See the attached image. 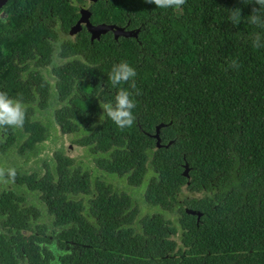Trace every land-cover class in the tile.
<instances>
[{
  "label": "trees",
  "instance_id": "obj_1",
  "mask_svg": "<svg viewBox=\"0 0 264 264\" xmlns=\"http://www.w3.org/2000/svg\"><path fill=\"white\" fill-rule=\"evenodd\" d=\"M87 1L11 0L0 18V92L22 104L21 127L39 130L45 124L36 114L48 109L60 126L80 129L90 162L131 188L145 187L136 197L89 173L64 179L70 194L98 192L89 204L102 227L96 242L87 241L95 234L90 218L69 215L80 218L87 237L78 264H264V7L255 0H184L169 9L100 0L89 7L92 24L140 32L92 42L86 29L69 35ZM54 57L66 62L50 68ZM120 62L136 76L113 87L108 74ZM120 88L136 105L123 129L100 107ZM18 135L0 127V150L18 147ZM184 186L202 197L180 200ZM5 195L0 212L20 217L18 205L4 206ZM186 209L201 212L200 220Z\"/></svg>",
  "mask_w": 264,
  "mask_h": 264
},
{
  "label": "flooded vegetation",
  "instance_id": "obj_2",
  "mask_svg": "<svg viewBox=\"0 0 264 264\" xmlns=\"http://www.w3.org/2000/svg\"><path fill=\"white\" fill-rule=\"evenodd\" d=\"M83 4L79 14L85 8L86 3ZM64 62L66 60L54 57L50 68L57 69ZM30 64V68L35 69V60ZM37 69L45 70L42 67ZM36 115L44 126L39 130L31 127L28 131L15 128L16 132L23 134L15 140L14 145L18 147L9 145L8 149L0 150V197L6 194L8 200L4 206L9 203L18 205L21 214L18 218H8L0 212V264H78L85 247L80 242H85L87 237L80 233V218L71 216L79 213L90 218L95 234L89 235L87 241L96 242L102 227L90 212L89 204L97 198L98 192L92 190L91 197L80 196L78 192L70 194L63 188L64 179L89 173L96 181L103 180L120 192L134 193L136 197L139 192H132L135 188L128 185L126 178H111L96 163L90 162L88 147L79 143V128L70 130L60 126L53 121L48 109ZM41 135L44 138L39 139ZM8 169L15 171L10 180L7 178ZM96 181L94 186L99 185ZM66 205H69L68 215H65ZM145 208L143 206V213Z\"/></svg>",
  "mask_w": 264,
  "mask_h": 264
},
{
  "label": "clouds",
  "instance_id": "obj_3",
  "mask_svg": "<svg viewBox=\"0 0 264 264\" xmlns=\"http://www.w3.org/2000/svg\"><path fill=\"white\" fill-rule=\"evenodd\" d=\"M145 3L154 4L155 7L160 9H169L172 7H179L184 3V0H145ZM259 7H264V0H255ZM239 18V13L232 16L233 23H236ZM251 21L256 23L258 16L252 14ZM233 67H236L233 62ZM136 76V71L127 62H120L114 64L108 74L113 87L120 85L123 82L130 81ZM103 92L100 90L94 95L99 97ZM135 101L131 98L129 91L120 88L112 100L107 102H100V107L103 114L110 119L118 128L129 127L133 123V112L135 108ZM25 109L22 104L6 93L0 92V127H15L19 128L24 123ZM15 171L12 169L7 170V178L10 180L14 178ZM7 182V181H6Z\"/></svg>",
  "mask_w": 264,
  "mask_h": 264
},
{
  "label": "water",
  "instance_id": "obj_4",
  "mask_svg": "<svg viewBox=\"0 0 264 264\" xmlns=\"http://www.w3.org/2000/svg\"><path fill=\"white\" fill-rule=\"evenodd\" d=\"M9 1H11V0H0V17L3 16V13H1L2 9L6 6V4ZM98 1H100V0H89L86 2L85 8L81 9L80 18H79L78 22L71 28V30L69 32L70 36L73 37V36L79 34L85 28L88 31V33L90 34L92 42L99 39L101 36L108 34V33H112L116 40H118L121 37H123V38H136L137 39L138 34L140 32L139 29L130 31V30H127L125 27H119L117 25H108V24L94 25V24H92L90 22V18H91L92 14L89 10V6L91 4L97 3ZM163 127H165L164 124L159 125L156 129V135H154V138L157 141V144H156L157 148L163 147V145L161 143V139H160V130ZM170 144L166 145V147L168 148ZM189 172H190V167H189V164L186 163L184 165V177L189 178ZM186 192L189 195L184 197V193H186ZM178 197L180 200L190 199L193 197L201 198L202 194L197 193V192L190 193V192H188L187 186H184L182 188V192L179 194ZM186 213L188 215L197 216L198 221L200 220V218L202 216L201 212L196 211V210H191V209H186Z\"/></svg>",
  "mask_w": 264,
  "mask_h": 264
},
{
  "label": "rangeland",
  "instance_id": "obj_5",
  "mask_svg": "<svg viewBox=\"0 0 264 264\" xmlns=\"http://www.w3.org/2000/svg\"><path fill=\"white\" fill-rule=\"evenodd\" d=\"M3 17V16H2ZM1 18V17H0ZM78 35V34H77ZM77 35H75V36H73V37H76ZM77 151H81V150H77ZM86 159H88L87 158V156H86ZM145 189V187H140L139 189H137V188H135V189H132V192H140V191H142V190H144ZM129 191H131V188L129 189ZM189 194L186 192V193H184V197H186V196H188ZM143 200V199H142ZM144 207H147V206H144ZM150 211L149 210H147V208H145L144 209V214H146V213H149ZM142 213H143V209H142Z\"/></svg>",
  "mask_w": 264,
  "mask_h": 264
}]
</instances>
